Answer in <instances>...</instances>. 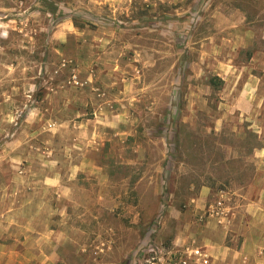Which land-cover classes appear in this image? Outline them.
<instances>
[{
    "label": "rangeland",
    "instance_id": "obj_1",
    "mask_svg": "<svg viewBox=\"0 0 264 264\" xmlns=\"http://www.w3.org/2000/svg\"><path fill=\"white\" fill-rule=\"evenodd\" d=\"M263 36L264 0H0L9 264H203L201 217L254 177L228 65Z\"/></svg>",
    "mask_w": 264,
    "mask_h": 264
},
{
    "label": "crops",
    "instance_id": "obj_2",
    "mask_svg": "<svg viewBox=\"0 0 264 264\" xmlns=\"http://www.w3.org/2000/svg\"><path fill=\"white\" fill-rule=\"evenodd\" d=\"M252 34L247 44L239 43L237 48H251L257 43V34L251 36ZM228 66L242 74L245 73L242 88L233 102V110L242 118L250 120V128H253V133L260 143L253 150L254 177L239 193L240 204L234 217L229 220L226 219L228 216L219 218L209 213L201 217L203 226L207 228L201 236L205 248H202V256L199 259L203 264H264V48L252 51L248 65ZM23 204L28 205L27 201ZM23 204L16 199L13 207L8 210L0 208V224L9 222L10 227L8 231L0 229V238L10 236L20 226V214L17 213L22 212ZM3 217L8 218L2 220ZM31 224L32 218L25 219L21 226L24 225L23 229L30 232L31 228L28 227ZM18 238L9 240L19 241ZM8 248V242H2L0 239V264H9V258L18 256L15 250L8 251Z\"/></svg>",
    "mask_w": 264,
    "mask_h": 264
},
{
    "label": "built area",
    "instance_id": "obj_3",
    "mask_svg": "<svg viewBox=\"0 0 264 264\" xmlns=\"http://www.w3.org/2000/svg\"><path fill=\"white\" fill-rule=\"evenodd\" d=\"M209 215L219 218H225L228 216V210L224 204V201L219 200L216 202V204L212 205L209 209ZM194 257H201V254L199 251H194L192 253Z\"/></svg>",
    "mask_w": 264,
    "mask_h": 264
},
{
    "label": "trees",
    "instance_id": "obj_4",
    "mask_svg": "<svg viewBox=\"0 0 264 264\" xmlns=\"http://www.w3.org/2000/svg\"><path fill=\"white\" fill-rule=\"evenodd\" d=\"M210 84L213 85V86H217V83H216L215 79H211ZM178 148H179V145L177 144V146L174 148L176 152H178Z\"/></svg>",
    "mask_w": 264,
    "mask_h": 264
}]
</instances>
